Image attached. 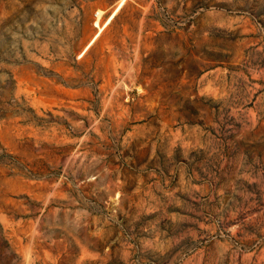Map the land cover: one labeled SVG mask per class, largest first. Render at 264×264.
I'll return each instance as SVG.
<instances>
[{
    "label": "rangeland",
    "instance_id": "obj_1",
    "mask_svg": "<svg viewBox=\"0 0 264 264\" xmlns=\"http://www.w3.org/2000/svg\"><path fill=\"white\" fill-rule=\"evenodd\" d=\"M0 264H264V0H0Z\"/></svg>",
    "mask_w": 264,
    "mask_h": 264
},
{
    "label": "bare ground",
    "instance_id": "obj_2",
    "mask_svg": "<svg viewBox=\"0 0 264 264\" xmlns=\"http://www.w3.org/2000/svg\"><path fill=\"white\" fill-rule=\"evenodd\" d=\"M122 1V0H121ZM100 14V13H99ZM98 15V14H97Z\"/></svg>",
    "mask_w": 264,
    "mask_h": 264
}]
</instances>
